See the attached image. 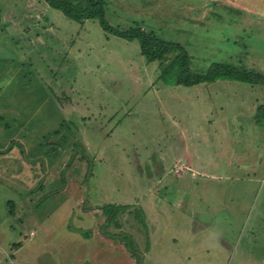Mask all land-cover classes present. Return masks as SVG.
I'll return each mask as SVG.
<instances>
[{
  "label": "rangeland",
  "instance_id": "rangeland-1",
  "mask_svg": "<svg viewBox=\"0 0 264 264\" xmlns=\"http://www.w3.org/2000/svg\"><path fill=\"white\" fill-rule=\"evenodd\" d=\"M105 21L195 74L264 75V0H106ZM175 56L0 0V264H264V85L166 86Z\"/></svg>",
  "mask_w": 264,
  "mask_h": 264
},
{
  "label": "trees",
  "instance_id": "trees-1",
  "mask_svg": "<svg viewBox=\"0 0 264 264\" xmlns=\"http://www.w3.org/2000/svg\"><path fill=\"white\" fill-rule=\"evenodd\" d=\"M44 2L50 9L60 12L70 21L83 23L95 19L105 33L128 42L138 41L140 54L148 63L162 62L168 54L175 53L174 59L162 69L159 76V80L166 86L192 87L219 80L250 86L264 85V75L229 64L215 63L204 74L193 73L189 67V55L179 44L164 41L152 32H146L137 26L128 30L109 26L105 21L106 0H44ZM254 121L257 127L264 128V105L256 109Z\"/></svg>",
  "mask_w": 264,
  "mask_h": 264
}]
</instances>
